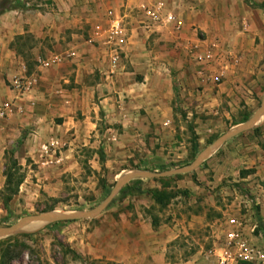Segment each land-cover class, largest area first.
Masks as SVG:
<instances>
[{"label":"rangeland","instance_id":"obj_1","mask_svg":"<svg viewBox=\"0 0 264 264\" xmlns=\"http://www.w3.org/2000/svg\"><path fill=\"white\" fill-rule=\"evenodd\" d=\"M157 1L162 3L159 12L171 9L185 21L181 33L186 29L188 35L181 42L188 44L178 56L175 53L173 59H162L164 63L170 59L168 75L175 96V130L160 140V131L153 134L150 126L138 130L132 125L139 118L145 122V111L135 107L139 110L137 118H129V111L135 109L130 107L129 93L116 89L124 78L114 87L110 83L109 94L115 100L112 98L108 104L111 113L118 105L125 108V125L116 119L106 123V117L97 110L94 144L70 146L72 150H67L68 144H53L48 149V153H54L53 158L52 154L42 152L45 141L34 136L33 122L17 124L0 142V190L4 166L9 165L11 158L18 166L17 174L23 178L17 193L7 203L9 214L0 197V225L47 211L49 207L57 211L88 210L104 198L103 187L110 188L120 172L184 166L194 158L190 157L192 140L199 152L227 129L243 123L258 108L264 92V29L246 44L250 57L239 52L235 56L227 53L232 47L236 50V43L222 53L226 43L219 40L221 37L213 29L210 33L198 27L194 14L197 7L192 1V14L183 9L184 0L153 3ZM253 1L264 5V0ZM254 9L260 12L259 19L264 24V13ZM137 40L145 50L140 57L148 56L153 61V44L157 41L149 36ZM157 46L161 47L158 43ZM196 54L206 55L207 65L222 60L224 70H235L226 86H221L224 78L217 73L212 82L199 81L204 85L190 87L192 96L187 93L186 82L194 79L195 64L202 63L195 59ZM135 67L133 76L139 82V62ZM244 114L248 116L242 120ZM4 119L0 118V123ZM16 141L28 144L15 147ZM203 162V166L201 163L191 172L164 177L162 185L157 178L141 179L145 190H186V194L177 193L162 208L152 204L146 192L114 199L116 195L95 217L39 225L30 231L34 233L30 237L17 234L0 243V253L5 246L21 251L10 264H218L216 258L223 250H229L231 256L239 252L234 243L227 242V234L234 231L245 246L264 254V238L254 232V206L258 207L260 217L264 216V115L255 127L227 139ZM160 165L164 168L158 169ZM152 216L157 220L155 227L151 226ZM131 226L136 228L135 232L130 230ZM154 236L167 240L163 260L159 262L153 260ZM245 260L234 259L229 264H264L255 259Z\"/></svg>","mask_w":264,"mask_h":264},{"label":"crops","instance_id":"obj_2","mask_svg":"<svg viewBox=\"0 0 264 264\" xmlns=\"http://www.w3.org/2000/svg\"><path fill=\"white\" fill-rule=\"evenodd\" d=\"M190 1L197 7L194 14L198 17V27L210 33L216 31L221 37L219 40L226 43L222 53L236 43L239 45L236 50L229 46L227 53L235 56L239 52L245 58L250 57L251 50L245 48L246 44L250 37L264 29L259 11L243 0H184L183 9L189 14L193 12ZM158 3L162 4L153 0H26L25 9L1 13L0 102L11 104L0 123V142L17 124L33 122L34 136L42 138L43 144H68L67 150L78 144H94L97 110L106 117V123L116 119L125 125V108L122 110L118 105L113 108V114L108 104L112 98L115 100L114 95L109 94L110 83L114 87L122 78L123 84L116 89L129 93L130 107H142L145 111V122L139 118L132 125L138 130L150 126L153 134L161 132L160 140L164 134L173 132L176 113L168 75L169 60L173 59L172 54L178 56L186 47L188 43L181 42L188 35L186 29L181 33L185 21L175 13L181 22L178 32L162 22L164 12L171 9H162L157 12L158 20L153 19L151 14ZM107 10L113 18L119 19L123 38L109 40ZM143 36L153 37L161 45L153 44V61L148 56L140 57L145 50L137 38ZM226 37H231L232 42ZM164 58L170 59L164 63ZM138 62L141 65L139 82L133 76ZM222 62L196 63L194 79L186 82L190 89L187 93L192 96L190 87L204 85L199 81L212 82L217 73L224 78L221 86H226L233 70L232 67L224 70ZM17 75L33 78L34 83L19 93L10 86ZM129 112L131 118L136 117L139 110ZM15 144L16 147L28 143L16 141ZM51 154L54 158V153ZM1 179L4 181V177ZM130 230L135 232L136 228L131 226ZM166 242L162 237H153V260H163Z\"/></svg>","mask_w":264,"mask_h":264},{"label":"water","instance_id":"obj_3","mask_svg":"<svg viewBox=\"0 0 264 264\" xmlns=\"http://www.w3.org/2000/svg\"><path fill=\"white\" fill-rule=\"evenodd\" d=\"M264 115V92L261 97L258 108L253 114L245 120L232 128L227 129L222 134L214 138L203 149H201L194 158L184 166L164 169L160 171H150L145 169H134L120 172L108 193L95 206L88 210L78 211H57L47 210L35 214H28L18 218L13 223L7 225H0V239L8 236L30 232L33 228L42 225L56 222L74 221L81 219H91L103 211L118 194L119 190L128 182L134 179L146 178H164L176 174H185L197 168L203 161H205L215 150H217L227 139L249 130L257 125L261 116Z\"/></svg>","mask_w":264,"mask_h":264},{"label":"trees","instance_id":"obj_4","mask_svg":"<svg viewBox=\"0 0 264 264\" xmlns=\"http://www.w3.org/2000/svg\"><path fill=\"white\" fill-rule=\"evenodd\" d=\"M25 1L26 0H0V14L3 13L4 11L7 10H12V9H25ZM243 2L245 4H247L249 7H253V8H259L262 10V12L264 13V5L263 4H258L256 2H254L253 0H243ZM247 114H244L242 117V120H245L247 118ZM241 120V121H242ZM255 130V129H253ZM194 138V136H193ZM198 152L197 149V144L195 142V140L191 141V146H190V157H194L195 154ZM102 154H100V158ZM204 165V162H202L201 166ZM18 166L16 165L14 159H10L9 160V165L8 166H4L3 169V177H4V181H3V185L2 188L0 190V197L2 200V205L3 208L5 209V211L7 212V214H9V210L7 207V203L8 201L11 199L12 196H14L17 193L18 190V186L22 181V174H17L18 172ZM163 165L159 166L158 169H163ZM156 169L155 167H153V170ZM157 182L164 184L166 179L164 178H157L155 179ZM109 191V187L104 186L103 187V194L104 196L108 193ZM143 192H146L149 195V198L152 202V204L157 205L158 207L162 208L164 207L172 198H174L176 196L177 193H182V194H186V190H158L155 188H150V189H144L142 188V180L141 179H134L131 180L130 182H128L126 185H124L118 192L117 196L114 198H118V197H125L128 195H133V194H141ZM46 210H51V207L47 208ZM254 217H255V222H256V228H255V233H259L263 238H264V223L262 221V218L260 217L259 213H258V207L254 206ZM156 218L155 217H151V226L155 227L156 226ZM59 222L56 223H51L50 225H55ZM34 233L32 232H27V233H23L19 236L21 237H30L32 236ZM17 235L15 236H8L6 238L0 239V243H6L12 239H14ZM21 245V244H20ZM10 246H5L3 249H1V253H0V264H10L9 262L11 261L12 258L14 257H18L20 255V250L15 248H12V250L9 249ZM72 254L75 257H78V254L76 252H72ZM238 264H251V263H247V262H239Z\"/></svg>","mask_w":264,"mask_h":264},{"label":"built area","instance_id":"obj_5","mask_svg":"<svg viewBox=\"0 0 264 264\" xmlns=\"http://www.w3.org/2000/svg\"><path fill=\"white\" fill-rule=\"evenodd\" d=\"M160 7H161V4L158 3L157 6L155 7L156 10L151 14L153 15V19L155 20H158L157 12H159ZM106 16L110 18L109 20L110 28H109V34H108L109 40L112 41L115 38L116 39L123 38L124 37V34L122 32L123 28L121 26L119 19L113 18L110 10L106 11ZM162 22L170 24L171 30L175 32H178L181 28L180 20L171 11L164 12ZM194 57L195 59L199 60L200 62L204 64H206L207 61L209 60L206 55L204 56L201 54H196V56ZM115 58H117V55L113 56L112 58L113 62L115 61ZM32 83H34L33 78H30V77L25 78L23 76L17 75L12 78L10 86L11 88L15 89L17 92L21 93L22 91L27 90ZM10 104L11 102L9 101L0 102V118L5 116V114L9 110ZM53 144L54 143L52 142L48 143V145L43 144L41 148L42 152L47 154L49 152L48 151L49 146ZM239 239L240 238H238V234L234 231L229 232L227 234V242L234 243L236 248H239V252L234 253V256H231V253L229 250H223L220 253V255L216 258V260L218 261V264H229L234 259H237L239 261H247L245 259H248V260L255 259L257 262L264 263V254L262 252L252 248V246L251 247L245 246L244 243L240 241ZM252 255L254 258L251 259Z\"/></svg>","mask_w":264,"mask_h":264}]
</instances>
